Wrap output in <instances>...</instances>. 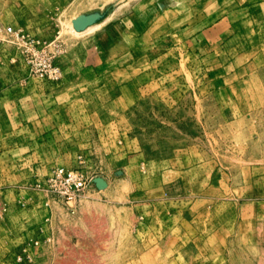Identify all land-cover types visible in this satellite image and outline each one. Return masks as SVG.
Wrapping results in <instances>:
<instances>
[{
    "label": "rangeland",
    "instance_id": "374dc122",
    "mask_svg": "<svg viewBox=\"0 0 264 264\" xmlns=\"http://www.w3.org/2000/svg\"><path fill=\"white\" fill-rule=\"evenodd\" d=\"M0 24L26 35L0 33V264H264V0H0Z\"/></svg>",
    "mask_w": 264,
    "mask_h": 264
},
{
    "label": "built area",
    "instance_id": "2783aa9c",
    "mask_svg": "<svg viewBox=\"0 0 264 264\" xmlns=\"http://www.w3.org/2000/svg\"><path fill=\"white\" fill-rule=\"evenodd\" d=\"M0 33L14 37L13 39L15 40L26 38V35L20 30L13 29L11 26H2L1 24ZM43 71L50 79L59 77L58 69L50 64L44 65ZM47 183L51 192L54 194V198L57 197L62 200V202L67 204L69 212L74 214L76 211L75 203L86 187V181L83 175L78 171L57 167Z\"/></svg>",
    "mask_w": 264,
    "mask_h": 264
},
{
    "label": "crops",
    "instance_id": "0c3cea01",
    "mask_svg": "<svg viewBox=\"0 0 264 264\" xmlns=\"http://www.w3.org/2000/svg\"><path fill=\"white\" fill-rule=\"evenodd\" d=\"M3 50L5 51L6 49L4 48ZM0 51L2 52V50H0ZM6 51H7L6 53L8 54V49H7ZM7 56H8V55H7Z\"/></svg>",
    "mask_w": 264,
    "mask_h": 264
},
{
    "label": "bare ground",
    "instance_id": "6f19581e",
    "mask_svg": "<svg viewBox=\"0 0 264 264\" xmlns=\"http://www.w3.org/2000/svg\"><path fill=\"white\" fill-rule=\"evenodd\" d=\"M83 21V20H82Z\"/></svg>",
    "mask_w": 264,
    "mask_h": 264
}]
</instances>
